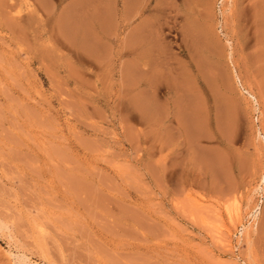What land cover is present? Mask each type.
Here are the masks:
<instances>
[{
  "label": "rangeland",
  "instance_id": "1",
  "mask_svg": "<svg viewBox=\"0 0 264 264\" xmlns=\"http://www.w3.org/2000/svg\"><path fill=\"white\" fill-rule=\"evenodd\" d=\"M125 1L0 0V264H264V0Z\"/></svg>",
  "mask_w": 264,
  "mask_h": 264
},
{
  "label": "bare ground",
  "instance_id": "2",
  "mask_svg": "<svg viewBox=\"0 0 264 264\" xmlns=\"http://www.w3.org/2000/svg\"><path fill=\"white\" fill-rule=\"evenodd\" d=\"M136 2H139L138 0H127V2L125 1L124 3H125V5H124V21L123 22H126V23H128L130 20H129V15H130V10L132 9V6L136 3ZM134 7H135V5H134ZM159 8H162V7H159ZM158 7H157V11H155L156 13H159V12H161V13H164L165 12V10L164 9H159ZM165 8H167V7H165ZM133 10V9H132ZM163 11V12H162ZM143 12V11H142ZM155 19H156V17H155ZM109 22V21H108ZM107 22V23H108ZM153 22V21H152ZM154 23V22H153ZM214 55H217L218 53L216 52V54H215V51H213L212 52ZM227 73V72H226ZM222 76V75H221ZM224 76L225 75H223V80L222 81H220V83H222V85H223V87H224V89L227 91V90H229V86L231 85V81L233 80H231V78H230V80L229 79H227V78H224ZM232 83H233V81H232ZM227 94V93H226ZM225 94V95H226ZM224 95V96H225ZM228 95V94H227ZM226 97V96H225ZM228 97V96H227ZM221 98V97H220ZM230 101V100H229ZM227 102H228V100H227ZM226 102V103H227ZM230 104V103H229ZM264 181V180H263ZM263 216H264V202H263Z\"/></svg>",
  "mask_w": 264,
  "mask_h": 264
}]
</instances>
